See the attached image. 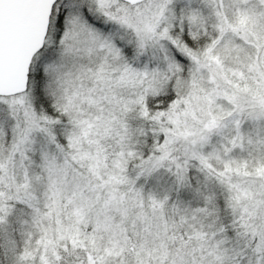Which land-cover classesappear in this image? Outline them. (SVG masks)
I'll return each mask as SVG.
<instances>
[{"label": "snow or ice", "instance_id": "snow-or-ice-1", "mask_svg": "<svg viewBox=\"0 0 264 264\" xmlns=\"http://www.w3.org/2000/svg\"><path fill=\"white\" fill-rule=\"evenodd\" d=\"M0 264H264V0H0Z\"/></svg>", "mask_w": 264, "mask_h": 264}]
</instances>
